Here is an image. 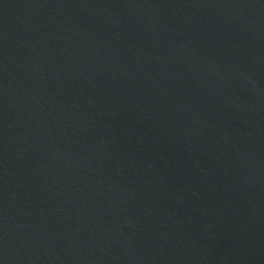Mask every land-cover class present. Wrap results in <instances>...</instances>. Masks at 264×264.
Masks as SVG:
<instances>
[{"label": "water", "instance_id": "95a60500", "mask_svg": "<svg viewBox=\"0 0 264 264\" xmlns=\"http://www.w3.org/2000/svg\"><path fill=\"white\" fill-rule=\"evenodd\" d=\"M0 264H264V0H0Z\"/></svg>", "mask_w": 264, "mask_h": 264}]
</instances>
